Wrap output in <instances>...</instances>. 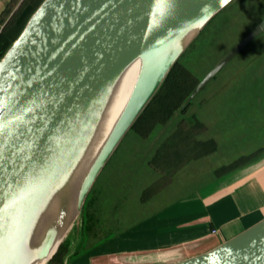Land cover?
Here are the masks:
<instances>
[{"label":"water","instance_id":"water-1","mask_svg":"<svg viewBox=\"0 0 264 264\" xmlns=\"http://www.w3.org/2000/svg\"><path fill=\"white\" fill-rule=\"evenodd\" d=\"M222 1L45 0L0 61V218L24 196L76 109L125 51L117 29L126 17L155 6L157 18L144 42L151 47ZM233 1L228 0L204 27ZM263 32L264 21L199 82L189 101ZM197 36L162 67L156 81L135 91L90 176L80 214L104 166ZM174 264H264V220L214 250Z\"/></svg>","mask_w":264,"mask_h":264},{"label":"rangeland","instance_id":"rangeland-1","mask_svg":"<svg viewBox=\"0 0 264 264\" xmlns=\"http://www.w3.org/2000/svg\"><path fill=\"white\" fill-rule=\"evenodd\" d=\"M39 1L18 2L2 22L0 38H11L17 13ZM262 21L264 0H234L180 56L177 70L185 67L199 83ZM190 102L183 114L148 132L144 125L128 131L46 264H95L88 259L93 250L167 205L170 194L200 187L246 151L263 147L264 32Z\"/></svg>","mask_w":264,"mask_h":264},{"label":"bare ground","instance_id":"bare-ground-1","mask_svg":"<svg viewBox=\"0 0 264 264\" xmlns=\"http://www.w3.org/2000/svg\"><path fill=\"white\" fill-rule=\"evenodd\" d=\"M224 4L201 12L151 47L144 42L157 18L155 6L126 17L117 29L125 51L76 109L24 196L1 216L0 264L50 260L78 218L90 176L102 162L135 91L156 81L160 70Z\"/></svg>","mask_w":264,"mask_h":264},{"label":"crops","instance_id":"crops-1","mask_svg":"<svg viewBox=\"0 0 264 264\" xmlns=\"http://www.w3.org/2000/svg\"><path fill=\"white\" fill-rule=\"evenodd\" d=\"M20 1L0 0V28ZM241 156L245 158L221 167L220 175L200 187L170 194L167 205L107 240L88 259L95 264H115L119 258L121 264H174L259 224L264 220V145Z\"/></svg>","mask_w":264,"mask_h":264},{"label":"trees","instance_id":"trees-1","mask_svg":"<svg viewBox=\"0 0 264 264\" xmlns=\"http://www.w3.org/2000/svg\"><path fill=\"white\" fill-rule=\"evenodd\" d=\"M44 1L45 0H40L33 6H27V8L17 13L14 19V28L11 30V38H0V61L23 33L29 20ZM176 65L168 74L160 89L132 128L144 125V131L148 132L151 128L153 129L154 125H162L171 121L176 113L179 115L183 114L187 106L191 104L189 98L199 83L192 81L193 79L190 78L189 71L186 70L185 67L178 71L179 64L177 67ZM92 190L93 188L90 193ZM81 244L82 241L78 246ZM75 254L77 255L78 253Z\"/></svg>","mask_w":264,"mask_h":264},{"label":"snow or ice","instance_id":"snow-or-ice-1","mask_svg":"<svg viewBox=\"0 0 264 264\" xmlns=\"http://www.w3.org/2000/svg\"><path fill=\"white\" fill-rule=\"evenodd\" d=\"M224 2H225V3H227V2H228V0H224Z\"/></svg>","mask_w":264,"mask_h":264}]
</instances>
